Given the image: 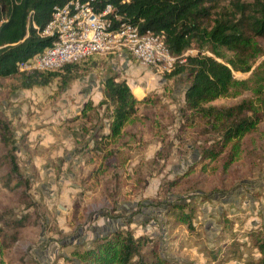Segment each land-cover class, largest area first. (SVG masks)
Wrapping results in <instances>:
<instances>
[{"label":"rangeland","instance_id":"1","mask_svg":"<svg viewBox=\"0 0 264 264\" xmlns=\"http://www.w3.org/2000/svg\"><path fill=\"white\" fill-rule=\"evenodd\" d=\"M256 42L262 52L251 69L233 70V75L237 80L250 79V87L260 78L263 89L259 94L264 96V38ZM196 53L193 48L184 55ZM145 70L151 71V81L162 88L136 98L135 115L123 133L109 140L117 156H109L105 164V148L98 149L99 153L89 149L106 130L109 117L106 106L98 104L103 82L108 75L131 79ZM129 82L133 87V81ZM188 84L185 74L166 78L154 67L115 53L102 55L97 68L71 79L63 90L56 81L21 89L16 76L0 78V156L15 147L23 181L9 188L7 167L0 165V217L16 219L27 211L36 216L14 243L4 247L0 240V264H81L73 254L76 247L81 246L83 253L93 240L118 229L158 241V253L150 259L160 256L169 264H216L206 256L202 240L204 224H209L206 201L219 212L218 223L211 222L213 241L219 235L222 241L231 235L245 241L249 228L264 226V121L252 133L230 141L223 161L204 164L198 149L207 140L208 144L217 140L222 130L210 128L201 119L181 128ZM254 92L233 91L213 103L233 104L243 98L257 103ZM145 148L152 149L151 154H144ZM230 152L235 158L223 171L221 164ZM173 181L177 186L169 188ZM188 200L199 205L193 221L196 234L183 224L173 227L166 215L169 203ZM123 201L128 202L125 213L117 211ZM28 203L32 205L26 209ZM220 213L233 222L227 232L218 220ZM112 217H120V223L111 228L106 220ZM153 220L156 225L150 226ZM241 253L224 264L259 257L253 249L242 248Z\"/></svg>","mask_w":264,"mask_h":264},{"label":"trees","instance_id":"2","mask_svg":"<svg viewBox=\"0 0 264 264\" xmlns=\"http://www.w3.org/2000/svg\"><path fill=\"white\" fill-rule=\"evenodd\" d=\"M68 1L0 0V20H3L0 24V78L16 76L17 86L21 89L44 87L56 81L59 89L63 90L68 81L83 76L101 64L102 55L93 54L63 65L61 71H18L19 61L43 51L51 44L52 37H42L38 32L51 20L54 6L64 5ZM79 1L88 3L96 10L111 4L115 13L138 27L140 34L149 31L160 36L171 54L178 58L173 70L164 75L171 78L185 74L189 78L184 94L181 128L185 129L201 119L210 128L222 130L217 140L210 144L207 140L198 149L204 164L223 161L224 150L230 141L252 133L264 121V96L259 94L263 89L261 79L258 78L256 85L250 87V79L237 80L233 75V70L248 72L256 55L262 52L256 39L264 38V0ZM193 48L197 50L195 55H184ZM242 89L257 90L254 92L258 94L257 103L250 98L233 104L213 103ZM102 94L98 104L100 107L105 105L109 110V132L101 135V139L96 140L89 149L96 151L105 148L102 158L107 164V158L116 157L118 153L114 146H110L109 140L124 132L126 124L136 113L139 101L126 79L118 74L105 78ZM234 158L235 154L230 152L221 169L225 171ZM1 164L8 170L7 186H20L23 181L15 147L0 156ZM12 180L17 182L10 186ZM177 184V181H173L168 186L170 188ZM31 205L28 203L26 209ZM198 210L199 205L195 200L173 201L169 203L166 215L168 220H173V227L183 224L191 234H196L193 221ZM17 217L9 220L0 217V240L4 247L14 243L23 229L33 225L36 216L27 211ZM220 223L226 232L233 226L231 219L224 214ZM245 237V241H242L236 235H231L222 241L219 235L214 245L206 248V256L213 263L224 264L233 257L240 258L242 248L253 249L259 257L245 260L242 264H264V226L249 228ZM80 248L76 247L73 254L78 256L77 261L81 264H169L167 259L158 255L150 259V256L158 253V241L146 234L135 236L129 229H118L93 240L83 253Z\"/></svg>","mask_w":264,"mask_h":264},{"label":"built area","instance_id":"3","mask_svg":"<svg viewBox=\"0 0 264 264\" xmlns=\"http://www.w3.org/2000/svg\"><path fill=\"white\" fill-rule=\"evenodd\" d=\"M38 33L53 40L43 51L19 61V72L58 70L93 54L115 53L131 56L140 65L165 74L173 70L178 59L160 36L149 31L140 34L138 27L115 13L111 4L101 10L79 0L56 5L51 20Z\"/></svg>","mask_w":264,"mask_h":264},{"label":"crops","instance_id":"4","mask_svg":"<svg viewBox=\"0 0 264 264\" xmlns=\"http://www.w3.org/2000/svg\"><path fill=\"white\" fill-rule=\"evenodd\" d=\"M136 78H138V79H136ZM152 78H153V75H152L151 71H149V70H145L142 73L140 72L138 76H133V77H131V79H128V78L124 77V79H126L128 84L130 85V87H131V83L129 82V80L133 81L134 84L132 85L133 87H131V88H132V91H133L135 97L138 100H140L141 98L146 97L147 94L150 93V91H155L156 92L157 89H161L162 88V84H158V85L154 84V82L151 81ZM159 81L160 82H164V78H160ZM137 84H139V86ZM101 94H102V92H101ZM94 105H96V103H94ZM104 129H106V130L103 133H101V135H103V134L105 135V134H107L109 132V124H108V122L106 124V127H104ZM98 139L100 140L101 138L99 137L96 140H98ZM119 148H120V150L124 149L123 147H119ZM97 150L95 152L99 153ZM142 150H143L144 154H146V155H148L149 153L151 154V152H152L151 151L152 149L145 148V150L144 149H142ZM206 202H208V205H207V207H204V211H205L204 214H205V217L209 216V218H208V223L209 224L206 225V226L204 224V231H206L207 234L206 233H205V235L203 234V236L204 237L206 236V237H205V239H204V237H202V240L204 241V245H206V248H209L207 246L208 245H214V242H215V241H213L211 239V237H212L211 235H212V233H213V231L215 229V225H214V227H212L211 222H213V224H215V223L217 224L218 223V221H216V217L219 214V212L215 208L214 209L210 208L211 204L209 203V201H206ZM127 204H128L127 201H123L122 203H119L117 211L125 213L126 212L125 209L127 207ZM155 209H157V208H155ZM209 209H210V211L208 212ZM220 216H221V213H220ZM221 217H219V218L222 219ZM219 218H218V220L220 222ZM106 222L112 228V227L115 226L116 223L117 224L120 223V217H112L110 219L107 218ZM205 223H207V220L205 221ZM122 225L125 227L126 223H123ZM153 225H156V222L154 220L152 221V224L150 226H153Z\"/></svg>","mask_w":264,"mask_h":264}]
</instances>
